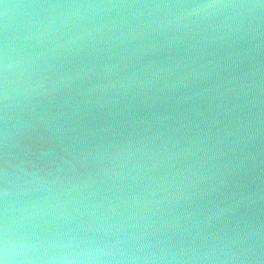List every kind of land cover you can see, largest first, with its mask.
I'll list each match as a JSON object with an SVG mask.
<instances>
[{"label":"water","instance_id":"1","mask_svg":"<svg viewBox=\"0 0 264 264\" xmlns=\"http://www.w3.org/2000/svg\"><path fill=\"white\" fill-rule=\"evenodd\" d=\"M261 3L0 0V264H264Z\"/></svg>","mask_w":264,"mask_h":264},{"label":"clouds","instance_id":"2","mask_svg":"<svg viewBox=\"0 0 264 264\" xmlns=\"http://www.w3.org/2000/svg\"><path fill=\"white\" fill-rule=\"evenodd\" d=\"M199 7L204 8H233L237 7L235 5H202ZM5 71L8 72V56L6 53L5 57ZM10 193L6 191L5 196L9 197ZM51 247V246H49ZM41 248H45V251H48V247H45L43 242H37L28 240L26 238L11 239L9 232V220L7 215V208L4 216V225H3V261L2 264H16L17 258L23 256V261L21 264H45V262H55L59 260H66L70 257L69 254L65 255H51V256H30V253L39 252Z\"/></svg>","mask_w":264,"mask_h":264},{"label":"snow or ice","instance_id":"3","mask_svg":"<svg viewBox=\"0 0 264 264\" xmlns=\"http://www.w3.org/2000/svg\"><path fill=\"white\" fill-rule=\"evenodd\" d=\"M261 7L264 8V0H262Z\"/></svg>","mask_w":264,"mask_h":264}]
</instances>
